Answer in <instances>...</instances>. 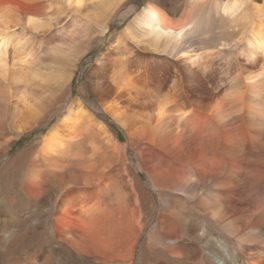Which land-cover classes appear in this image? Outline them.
<instances>
[{"label":"bare ground","instance_id":"bare-ground-1","mask_svg":"<svg viewBox=\"0 0 264 264\" xmlns=\"http://www.w3.org/2000/svg\"><path fill=\"white\" fill-rule=\"evenodd\" d=\"M138 3L0 0V254L53 222L7 264H264V0Z\"/></svg>","mask_w":264,"mask_h":264},{"label":"rangeland","instance_id":"rangeland-1","mask_svg":"<svg viewBox=\"0 0 264 264\" xmlns=\"http://www.w3.org/2000/svg\"><path fill=\"white\" fill-rule=\"evenodd\" d=\"M148 1V0H146ZM145 0H139V8L142 7V5L146 2ZM172 4H175L173 7H171V10L177 14L176 17H178L181 13V11L183 10L182 7L184 8V4L186 3V1L188 2L189 0H170ZM173 1V2H172ZM185 1V2H184ZM214 0H209V2H213ZM177 2V3H176ZM180 2V3H179ZM184 2V3H183ZM167 4H169L170 2H166ZM183 3V4H182ZM179 4V5H178ZM182 4V5H181ZM206 4L209 3L207 2ZM169 6V5H167ZM208 6L205 5L204 10L207 11ZM123 29V27L117 26L114 22L110 23L109 25V32L105 34V36L101 37L100 42H98L89 52V54L87 56H85L80 63L77 66V69L75 71V76L72 78L71 81V87H72V99H76L79 97V95H81L83 97V99L87 102V103H92V101L94 100V93L92 92L89 83L86 81V75L89 72V70L93 67L94 65V61L95 59L99 56L100 52L102 51V49H104V46L107 45V42L109 41V39H111L114 35L116 36L121 30ZM109 35V36H108ZM85 76V77H84ZM106 123V127L109 129V131L112 132L113 135L116 136V138L118 140H122L123 139V135L121 133L120 130L117 129V127L114 125V123L110 120H108V118L105 121ZM44 133V132H43ZM39 136V134H37V131H30L29 133L22 135L21 140L17 141L15 144H13L11 153H15L16 151L20 150L23 146L27 145L28 143L32 142L35 138H37ZM50 199H53V196H50ZM54 211V207L52 209ZM51 210H46L44 211L45 213H50ZM55 212H51V216H54ZM44 218V217H43ZM43 218H39V220H35L32 221L31 224L29 225V228L27 229L28 231H26L25 233L28 234L29 237V244H27L25 251H19L14 253L13 255H5V254H0V264H7V262L9 261V259H11L12 257L17 258V257H22L24 256V254L29 250L32 249L34 251H36V249L38 250H43L48 248V245H46V238L42 237L40 239H37L35 234H34V228L37 227V230L44 232L45 234H50L51 229H47L45 227L46 223H49L50 226L53 224L52 221H45ZM42 222V225L40 224ZM46 230V231H45ZM144 236V234H143ZM143 236L141 238V241L143 240ZM156 243H159L158 241H154V245ZM163 244H165L163 242ZM35 247V248H32ZM118 250V249H117ZM163 257V262L168 261V257L166 255V253H162L161 254ZM114 253L113 255L108 258V260L106 261H99L98 259L94 258L91 259L89 262V264H122L121 260H117L116 257L114 258ZM65 260H70V258L68 256H64ZM206 257V258H205ZM75 259L79 262L77 264L81 263V260H83L82 258L76 257ZM84 260H88V258H84ZM204 260L205 262H207V256H204ZM49 261V260H48ZM76 264V262H75ZM82 264V263H81ZM136 264V263H134Z\"/></svg>","mask_w":264,"mask_h":264}]
</instances>
